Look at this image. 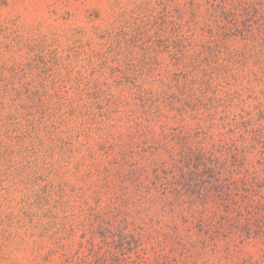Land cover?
<instances>
[{
    "label": "rangeland",
    "instance_id": "374dc122",
    "mask_svg": "<svg viewBox=\"0 0 264 264\" xmlns=\"http://www.w3.org/2000/svg\"><path fill=\"white\" fill-rule=\"evenodd\" d=\"M189 2L0 0V149L16 148L0 159L3 179L17 168V185H0V264H66L56 244L62 224H73L74 248L81 250V224L110 199L96 183L98 171L117 158L114 145L128 134L124 116L140 111L139 92L156 87L149 73L128 70V51L139 54L147 40L161 37V27L182 19L177 10ZM193 2L202 12L214 3ZM157 43L159 59L172 70ZM211 84L207 99L214 101L205 105H221L218 117L224 110V123L238 133L264 135V65L236 61L214 73ZM19 175L34 176L38 185L20 184ZM230 249L186 255L194 264H264L259 239ZM157 250L148 246L147 254ZM177 258L187 263L183 254Z\"/></svg>",
    "mask_w": 264,
    "mask_h": 264
},
{
    "label": "trees",
    "instance_id": "16d2710c",
    "mask_svg": "<svg viewBox=\"0 0 264 264\" xmlns=\"http://www.w3.org/2000/svg\"><path fill=\"white\" fill-rule=\"evenodd\" d=\"M213 2L202 12L190 0L189 8L177 10L182 19L162 26L161 37L147 36L139 54L122 48L128 70L149 73L156 87L139 92L140 111L124 116L128 134L114 145L117 158L98 171L96 183L110 199L81 224V250L74 248L73 224L58 229L66 264H179L177 254L194 264L186 255L192 249L229 252L235 241L249 239L264 245L262 130L238 133L224 123V110L218 117L221 105H205L214 101L207 99L214 73L236 61L264 65V0ZM11 149L1 147L0 159L14 154ZM10 169L7 179L0 169V185H17V168ZM19 179L38 185L34 176ZM152 245L158 250L150 257Z\"/></svg>",
    "mask_w": 264,
    "mask_h": 264
}]
</instances>
